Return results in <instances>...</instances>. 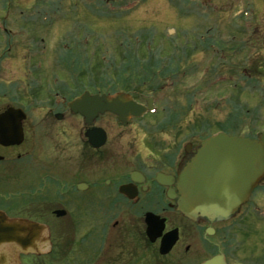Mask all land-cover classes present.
Returning <instances> with one entry per match:
<instances>
[{
    "label": "flooded vegetation",
    "instance_id": "af4514ba",
    "mask_svg": "<svg viewBox=\"0 0 264 264\" xmlns=\"http://www.w3.org/2000/svg\"><path fill=\"white\" fill-rule=\"evenodd\" d=\"M92 72L83 67L61 78L29 73L27 87L35 109L47 111L49 119H28L19 108L25 114L23 140L17 146H0V163L6 165L0 168V264H86L101 259L104 249L121 251L117 245L123 239L133 246L128 255H134L125 264H264V175L229 215L196 210L185 214L179 204L178 175L205 139L226 132L219 129L160 156L159 142L145 137L140 146L158 155L150 160L141 153L135 159L131 145L120 153L124 128L136 133L139 129L133 125L149 113L125 122L108 112L90 121L73 113L69 104L85 93L133 96L140 90L112 83L102 92L101 78ZM147 99L133 96L144 107ZM106 115L114 117L117 143H109L110 130L101 125ZM53 127L58 130L49 135ZM97 130L106 138L100 147L92 146L89 138L91 134L94 139ZM263 133L226 135L260 143ZM148 214L158 231L153 241L147 234ZM53 222L60 231L53 229ZM169 241L173 244L162 253Z\"/></svg>",
    "mask_w": 264,
    "mask_h": 264
},
{
    "label": "rangeland",
    "instance_id": "374dc122",
    "mask_svg": "<svg viewBox=\"0 0 264 264\" xmlns=\"http://www.w3.org/2000/svg\"><path fill=\"white\" fill-rule=\"evenodd\" d=\"M83 67L100 76L102 92L115 83L153 98L154 111L133 125L139 130L128 134L126 127L119 139L117 151L131 145L135 159L174 153L219 129L259 133L264 0H0V112L15 107L28 119H49L47 111L35 109L29 73L61 78ZM113 121L101 118L110 144L117 143ZM145 137L159 142L158 155L140 146ZM52 226L60 231L58 223ZM123 240L121 251L104 249L101 259L86 264L131 262L133 246Z\"/></svg>",
    "mask_w": 264,
    "mask_h": 264
},
{
    "label": "water",
    "instance_id": "95a60500",
    "mask_svg": "<svg viewBox=\"0 0 264 264\" xmlns=\"http://www.w3.org/2000/svg\"><path fill=\"white\" fill-rule=\"evenodd\" d=\"M69 108L87 121L98 114L109 112L116 115L119 121L125 122L152 110V101L147 99V108H144L123 93L113 97L89 96L85 93L71 102ZM24 119L25 115L21 109L9 107L0 113L1 147L17 146L22 142L21 123ZM96 132L94 139L90 134V142L92 146L100 147L105 142V133L103 130ZM263 175L264 134L258 143L218 133L201 143L193 160L178 175V186L182 195L181 203L179 202L181 210H184L185 214L196 210L201 214L229 215L245 200L256 181ZM157 180L164 182L162 175H158ZM195 200L194 205L192 203ZM150 217L153 216L148 214L146 218L147 234L153 241L158 231L151 225ZM172 244L173 241H169L165 250L161 249L162 253L167 252Z\"/></svg>",
    "mask_w": 264,
    "mask_h": 264
},
{
    "label": "trees",
    "instance_id": "16d2710c",
    "mask_svg": "<svg viewBox=\"0 0 264 264\" xmlns=\"http://www.w3.org/2000/svg\"><path fill=\"white\" fill-rule=\"evenodd\" d=\"M148 72H151V71H148ZM152 74V73H151ZM137 90H135V92H136ZM145 94V93H144ZM135 95H143V92H139V91H137L136 93H134V97H138V96H135ZM146 95V94H145Z\"/></svg>",
    "mask_w": 264,
    "mask_h": 264
}]
</instances>
